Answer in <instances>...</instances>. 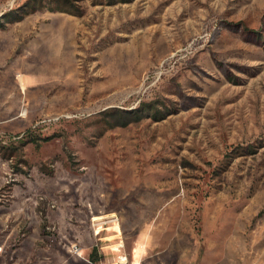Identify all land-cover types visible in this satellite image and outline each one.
Instances as JSON below:
<instances>
[{"label": "rangeland", "instance_id": "374dc122", "mask_svg": "<svg viewBox=\"0 0 264 264\" xmlns=\"http://www.w3.org/2000/svg\"><path fill=\"white\" fill-rule=\"evenodd\" d=\"M135 246L264 264V0H0V264Z\"/></svg>", "mask_w": 264, "mask_h": 264}, {"label": "crops", "instance_id": "0c3cea01", "mask_svg": "<svg viewBox=\"0 0 264 264\" xmlns=\"http://www.w3.org/2000/svg\"><path fill=\"white\" fill-rule=\"evenodd\" d=\"M138 244L139 243H142V242H137ZM136 249H138V253H139V255L138 256H136ZM141 249H142V247H140V246H135L134 247V249H133V260H131V264H136V263H139V261H140V259L139 258H141V256H142V251H141ZM143 250V249H142ZM97 251H98V254H99V259L97 260V261H95V262H92L91 260H90V258L88 259L92 264H95V263H98V262H103V263H108V264H110V263H113V262H115V261H121V257L122 256H124V255H122V254H119V257L116 259L115 257L116 256H114L113 257V260H110L109 258H104V256H103V254L101 253V251H99L98 249H97ZM100 252V253H99ZM109 252H114V251H109ZM117 255H118V253H117ZM128 263V261L126 260L125 261V263L124 264H127Z\"/></svg>", "mask_w": 264, "mask_h": 264}, {"label": "trees", "instance_id": "16d2710c", "mask_svg": "<svg viewBox=\"0 0 264 264\" xmlns=\"http://www.w3.org/2000/svg\"><path fill=\"white\" fill-rule=\"evenodd\" d=\"M9 14H11V13H7L6 16L9 15ZM11 20H12V19H11ZM124 116H127V115L125 114V112L118 114V119H116L117 121L112 122V123H111V126H116V125H120V124H122V125L127 124L128 122H130V120H135V119H137L140 115H137V116H135V117H132V116L124 117ZM98 259H99V254H98L97 248L95 247V248L93 249L92 254H91L90 260H91L92 262H95V261H97Z\"/></svg>", "mask_w": 264, "mask_h": 264}, {"label": "built area", "instance_id": "2783aa9c", "mask_svg": "<svg viewBox=\"0 0 264 264\" xmlns=\"http://www.w3.org/2000/svg\"><path fill=\"white\" fill-rule=\"evenodd\" d=\"M121 261H115V262H113V263H110V264H124L125 263V261L127 260V257L126 256H122L121 258Z\"/></svg>", "mask_w": 264, "mask_h": 264}, {"label": "bare ground", "instance_id": "6f19581e", "mask_svg": "<svg viewBox=\"0 0 264 264\" xmlns=\"http://www.w3.org/2000/svg\"><path fill=\"white\" fill-rule=\"evenodd\" d=\"M21 80H23V79L21 78ZM98 217H99V216H98ZM98 217H96V218H98ZM96 218H95V219H96ZM119 229H120V228H119ZM0 249H1V248H0ZM136 264H138V263H136Z\"/></svg>", "mask_w": 264, "mask_h": 264}]
</instances>
